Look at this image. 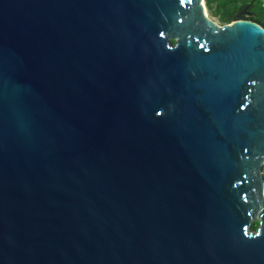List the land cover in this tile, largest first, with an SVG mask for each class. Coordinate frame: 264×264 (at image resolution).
<instances>
[{
    "label": "water",
    "instance_id": "water-1",
    "mask_svg": "<svg viewBox=\"0 0 264 264\" xmlns=\"http://www.w3.org/2000/svg\"><path fill=\"white\" fill-rule=\"evenodd\" d=\"M0 264H264V27L0 0Z\"/></svg>",
    "mask_w": 264,
    "mask_h": 264
},
{
    "label": "trees",
    "instance_id": "trees-1",
    "mask_svg": "<svg viewBox=\"0 0 264 264\" xmlns=\"http://www.w3.org/2000/svg\"><path fill=\"white\" fill-rule=\"evenodd\" d=\"M254 2L255 1L248 0H206V7L210 16L217 19L219 24L222 26L225 24H230L233 21L250 20L264 27V18L261 15L257 14L254 16H249L244 15L242 12L246 5L248 6ZM173 42L176 43V41ZM259 227L260 222H255L253 229L257 230Z\"/></svg>",
    "mask_w": 264,
    "mask_h": 264
},
{
    "label": "rangeland",
    "instance_id": "rangeland-1",
    "mask_svg": "<svg viewBox=\"0 0 264 264\" xmlns=\"http://www.w3.org/2000/svg\"><path fill=\"white\" fill-rule=\"evenodd\" d=\"M254 12L256 13V14H259V15H261L263 18H264V5H263V3L262 2H257L256 3V7H255V9H254ZM210 15V14H209ZM218 22V21H217ZM219 23V22H218Z\"/></svg>",
    "mask_w": 264,
    "mask_h": 264
},
{
    "label": "built area",
    "instance_id": "built-area-1",
    "mask_svg": "<svg viewBox=\"0 0 264 264\" xmlns=\"http://www.w3.org/2000/svg\"><path fill=\"white\" fill-rule=\"evenodd\" d=\"M248 1L262 2L264 5V0H248Z\"/></svg>",
    "mask_w": 264,
    "mask_h": 264
}]
</instances>
